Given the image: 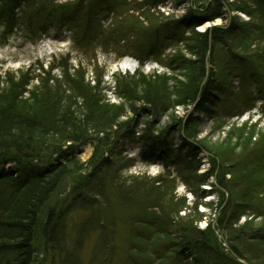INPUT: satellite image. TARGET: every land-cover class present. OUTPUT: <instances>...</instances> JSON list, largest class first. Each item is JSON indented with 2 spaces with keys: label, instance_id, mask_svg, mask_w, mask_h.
Returning <instances> with one entry per match:
<instances>
[{
  "label": "rangeland",
  "instance_id": "374dc122",
  "mask_svg": "<svg viewBox=\"0 0 264 264\" xmlns=\"http://www.w3.org/2000/svg\"><path fill=\"white\" fill-rule=\"evenodd\" d=\"M28 2L20 25L0 37L1 74L18 75L20 70L42 66L47 71L57 68L53 74L58 75L64 67L70 73L79 70L87 84L100 86L97 91L106 104L126 112L117 119L122 125L93 134L80 147L76 157L80 168L62 182L49 207L61 206L76 178L107 158L113 165L103 181L104 195L92 201L90 208L67 215L61 257L49 253L44 262L39 255L34 264H131L133 257L136 264H178L165 247L160 250V254L166 253L164 261H157L150 252L156 244L171 247L169 242L192 223L202 230L210 228L218 246L228 254L233 256V248L244 253L247 260L237 258L242 264H264V242L246 237L264 227L261 1L108 0L111 8H95L87 17L89 0ZM37 6L45 11L42 16L34 13ZM67 10L80 15L67 19ZM55 18L54 27L47 25ZM174 22L180 23V36L161 45L142 67L136 59L138 51L131 46L132 38L166 23L174 27ZM215 30L218 37L211 39ZM196 33L208 34L206 44ZM125 60L136 67L119 69ZM138 71L149 79L159 76L165 87L173 88L170 95H176V85L184 91L200 79L196 98L164 113L156 123L155 113H144L145 103H137L133 112V102L118 96L119 77ZM207 89L211 97L201 110L198 103ZM191 117L198 121V135L185 137L181 143ZM137 120L140 125L127 131ZM145 129L150 136L168 139L172 157L166 163L144 160L146 147L141 137ZM181 147H186L185 153ZM192 149L194 160H188L192 155L187 152L193 153ZM158 150L161 154L163 148ZM202 174L208 175L202 178ZM230 205L239 210L246 205L245 212L241 211L233 225L226 222L225 229H219L222 212Z\"/></svg>",
  "mask_w": 264,
  "mask_h": 264
},
{
  "label": "trees",
  "instance_id": "16d2710c",
  "mask_svg": "<svg viewBox=\"0 0 264 264\" xmlns=\"http://www.w3.org/2000/svg\"><path fill=\"white\" fill-rule=\"evenodd\" d=\"M28 1L0 0V37H3L4 31L13 30L20 25L21 13ZM260 1L259 4L264 7V0ZM95 8L101 10L111 8V5L108 0H89L84 16L92 15ZM35 11L37 17L45 13L38 6ZM66 12L67 19L80 15L72 10ZM55 20L56 18L48 20L47 25L54 27ZM201 21L202 19L196 22ZM179 25V22H174V27L171 28L168 23L163 28L151 27L132 38L131 46L138 51L135 55L142 67L161 45L180 36ZM218 33L215 30L210 38L216 39ZM196 34L198 40L206 44L208 34ZM39 69L31 68L26 72L20 70L18 75L6 73V76L0 72V264H34L39 255H43L41 261L45 262L43 259L47 260L49 253L61 257L65 251L61 239L67 215L90 208L92 201L104 195L103 181L113 164L109 159H103L90 172L76 178L61 206L49 205L62 182L80 168L76 160L80 147L88 143L93 134L107 132L122 125L123 122H118L119 118L126 115L125 110H115L114 106L106 104L97 91L100 86L87 84L81 71L70 73L64 67L58 75L53 74L57 68L51 67L47 71L42 66V75L41 71L36 74ZM203 71L201 67L202 75ZM156 77L149 79L139 71L132 76H121L117 82V90L119 97L133 102V112L137 103H145L147 106L142 107L144 113L147 116L155 113L153 120L157 123L164 113L195 100L200 79L191 82L184 91L176 85L174 93H179L176 96L169 94L173 88L168 89L160 81L161 78ZM35 81L39 83L35 85ZM210 97L211 91L205 90L198 103L201 110ZM139 125L137 120L132 127H127V131L135 130ZM198 129L197 119L191 117L182 137L180 135V142H185V137L195 138ZM146 130L141 137L144 138L141 141L146 147L144 160L154 163L161 160L166 163L172 157L168 139L150 136ZM189 146L193 145L187 144L188 148ZM159 147L163 148L161 154ZM181 148L183 151L186 147ZM181 154L176 155L178 160H181ZM187 154L192 155H188V160L194 158V150L193 153L189 150ZM190 164H187V168ZM206 175L201 176L204 178ZM238 208L230 205L222 212L217 225L219 229H225L226 222L230 226L239 221L242 215L240 213L245 212L246 205L241 210ZM191 225L183 228L174 242H169L172 243L171 247L164 243L156 244L150 255H154L157 261H164L166 253L160 254V250L165 247L166 251H172L173 259L178 260V264H242L237 258L247 260L245 254L237 248H233V256L220 248L210 228L206 231L193 223ZM246 237L264 242V227L254 230ZM131 259L136 264L137 259Z\"/></svg>",
  "mask_w": 264,
  "mask_h": 264
},
{
  "label": "bare ground",
  "instance_id": "6f19581e",
  "mask_svg": "<svg viewBox=\"0 0 264 264\" xmlns=\"http://www.w3.org/2000/svg\"><path fill=\"white\" fill-rule=\"evenodd\" d=\"M117 67L122 70H132L134 69V67H136V64L131 60H125L121 65H118Z\"/></svg>",
  "mask_w": 264,
  "mask_h": 264
},
{
  "label": "water",
  "instance_id": "95a60500",
  "mask_svg": "<svg viewBox=\"0 0 264 264\" xmlns=\"http://www.w3.org/2000/svg\"><path fill=\"white\" fill-rule=\"evenodd\" d=\"M122 63H123V62H122ZM122 63H121V64H122Z\"/></svg>",
  "mask_w": 264,
  "mask_h": 264
}]
</instances>
